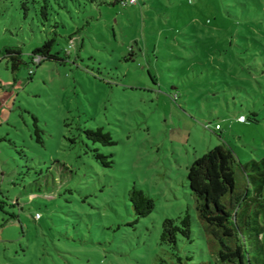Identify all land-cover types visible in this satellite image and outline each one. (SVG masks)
<instances>
[{"label":"rangeland","instance_id":"rangeland-1","mask_svg":"<svg viewBox=\"0 0 264 264\" xmlns=\"http://www.w3.org/2000/svg\"><path fill=\"white\" fill-rule=\"evenodd\" d=\"M35 1L0 0V51L30 61L56 35L64 62H0V264H223L188 172L219 145L264 158V0H48V21ZM134 186L155 201L142 220ZM187 209L193 242L164 244Z\"/></svg>","mask_w":264,"mask_h":264},{"label":"trees","instance_id":"trees-1","mask_svg":"<svg viewBox=\"0 0 264 264\" xmlns=\"http://www.w3.org/2000/svg\"><path fill=\"white\" fill-rule=\"evenodd\" d=\"M120 3L130 4L126 0ZM49 4L48 0H44L41 7L42 17L46 21ZM23 8L26 14L28 9L25 3ZM56 43L55 35L32 52L30 61L23 59L21 48H5L0 51V62L3 58L7 59L13 73L35 65L37 60L40 64L48 60L63 63L59 52L53 53ZM256 116L253 113L250 120L257 121ZM36 133L39 134V131ZM85 134L95 144L105 147L116 145L111 134L102 128L86 130ZM94 152L95 159L104 167L109 168L114 164L113 155H105L97 149ZM188 189L194 199L193 211L202 224L201 236L209 237V242H218L219 262L253 264L256 258L251 254L250 246L264 249V158L242 161L231 146L219 145L192 163L188 172ZM129 201L137 220L146 218L155 209L154 199L136 186L129 191ZM192 222L189 209L178 219H166L162 242L174 248L178 245L179 236L193 242Z\"/></svg>","mask_w":264,"mask_h":264},{"label":"built area","instance_id":"built-area-1","mask_svg":"<svg viewBox=\"0 0 264 264\" xmlns=\"http://www.w3.org/2000/svg\"><path fill=\"white\" fill-rule=\"evenodd\" d=\"M138 2H139V0H130V4H136V3H138ZM37 61H39V60H37ZM239 122L245 123V122H247V118H246L245 116H240V118H239ZM216 129H217V130H220L221 128H220V126L218 125Z\"/></svg>","mask_w":264,"mask_h":264}]
</instances>
